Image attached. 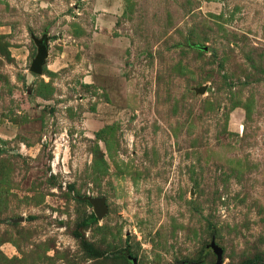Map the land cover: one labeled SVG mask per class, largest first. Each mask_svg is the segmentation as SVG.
I'll use <instances>...</instances> for the list:
<instances>
[{
  "label": "rangeland",
  "instance_id": "374dc122",
  "mask_svg": "<svg viewBox=\"0 0 264 264\" xmlns=\"http://www.w3.org/2000/svg\"><path fill=\"white\" fill-rule=\"evenodd\" d=\"M212 240L264 264V0H0V264H215Z\"/></svg>",
  "mask_w": 264,
  "mask_h": 264
},
{
  "label": "water",
  "instance_id": "95a60500",
  "mask_svg": "<svg viewBox=\"0 0 264 264\" xmlns=\"http://www.w3.org/2000/svg\"><path fill=\"white\" fill-rule=\"evenodd\" d=\"M36 44L38 46L37 55L33 59L30 70L36 74L41 73V68L43 63L45 62V58L47 56V43L45 37L43 39H37ZM200 91L205 90V86L199 89ZM87 200L92 204L93 211L97 218H102L103 215L106 213L107 208L104 203V198L102 197H87ZM210 247L212 248L213 252L216 254V263L215 264H222V249L218 246L214 240L211 241ZM133 264H135L136 259H132Z\"/></svg>",
  "mask_w": 264,
  "mask_h": 264
},
{
  "label": "trees",
  "instance_id": "16d2710c",
  "mask_svg": "<svg viewBox=\"0 0 264 264\" xmlns=\"http://www.w3.org/2000/svg\"><path fill=\"white\" fill-rule=\"evenodd\" d=\"M92 218H94V217H92Z\"/></svg>",
  "mask_w": 264,
  "mask_h": 264
}]
</instances>
